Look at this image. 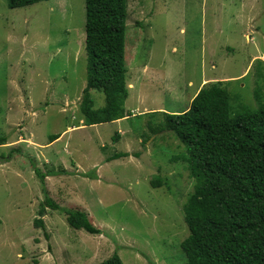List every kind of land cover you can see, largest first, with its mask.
Instances as JSON below:
<instances>
[{
	"label": "rangeland",
	"instance_id": "obj_1",
	"mask_svg": "<svg viewBox=\"0 0 264 264\" xmlns=\"http://www.w3.org/2000/svg\"><path fill=\"white\" fill-rule=\"evenodd\" d=\"M84 24V0L13 9L0 0V136L7 138L0 264H99L114 253L123 264H181L188 235L181 206L193 180L183 144L170 132L149 134L148 113H179L215 81L232 108L256 110L257 96L264 98V0H126L131 114L91 126L79 108ZM90 95L94 109L104 106L102 92ZM52 135L59 137L50 142ZM115 153L129 155L105 162ZM32 163L47 175L48 196L85 212L100 234L71 229L50 208L43 227L33 225L45 194ZM155 177L161 187H152Z\"/></svg>",
	"mask_w": 264,
	"mask_h": 264
},
{
	"label": "trees",
	"instance_id": "obj_2",
	"mask_svg": "<svg viewBox=\"0 0 264 264\" xmlns=\"http://www.w3.org/2000/svg\"><path fill=\"white\" fill-rule=\"evenodd\" d=\"M41 1L45 0H7V6L21 8ZM84 6L86 81L79 108L82 124L91 126L131 114L124 108L126 0H84ZM94 90L104 96L102 108H93ZM256 101V110L244 105L232 108L223 81H215L200 89L179 113H148L149 134L170 132L183 144L181 160L193 180L181 206L188 230L180 243L181 264H264V98L257 96ZM58 137L50 136V142ZM118 139L116 133L114 141ZM6 142L0 136V146ZM128 155L115 153L105 162ZM32 166L45 194L33 225L43 227L44 211L50 208L64 213L71 229L100 234L85 212L60 208L47 194V175ZM151 185L161 187L162 179L153 178ZM99 264L123 263L114 253Z\"/></svg>",
	"mask_w": 264,
	"mask_h": 264
}]
</instances>
